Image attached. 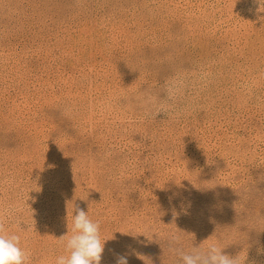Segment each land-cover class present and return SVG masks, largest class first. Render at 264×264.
<instances>
[{"label":"rangeland","instance_id":"374dc122","mask_svg":"<svg viewBox=\"0 0 264 264\" xmlns=\"http://www.w3.org/2000/svg\"><path fill=\"white\" fill-rule=\"evenodd\" d=\"M77 207L101 264H264V0H0V224L56 264Z\"/></svg>","mask_w":264,"mask_h":264},{"label":"clouds","instance_id":"9594fccd","mask_svg":"<svg viewBox=\"0 0 264 264\" xmlns=\"http://www.w3.org/2000/svg\"><path fill=\"white\" fill-rule=\"evenodd\" d=\"M71 231L72 235L65 244L67 255L58 256L56 264H101L106 240L101 241L99 223L92 221L88 213L77 207ZM168 247L170 253L180 257L182 264H242L240 256H230L215 244L206 250L193 246L190 252H185L177 235L169 238ZM27 259L20 247V237L5 234L0 224V264H26ZM116 264H128V256L117 254Z\"/></svg>","mask_w":264,"mask_h":264}]
</instances>
